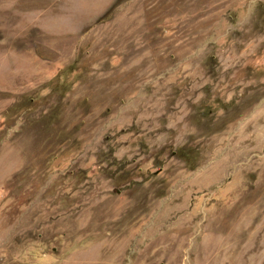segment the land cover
<instances>
[{"label": "rangeland", "instance_id": "obj_1", "mask_svg": "<svg viewBox=\"0 0 264 264\" xmlns=\"http://www.w3.org/2000/svg\"><path fill=\"white\" fill-rule=\"evenodd\" d=\"M5 1L0 264H264V0Z\"/></svg>", "mask_w": 264, "mask_h": 264}, {"label": "crops", "instance_id": "obj_2", "mask_svg": "<svg viewBox=\"0 0 264 264\" xmlns=\"http://www.w3.org/2000/svg\"><path fill=\"white\" fill-rule=\"evenodd\" d=\"M6 1L5 0H0V10H4L5 9V3ZM28 17H29V15H28Z\"/></svg>", "mask_w": 264, "mask_h": 264}]
</instances>
